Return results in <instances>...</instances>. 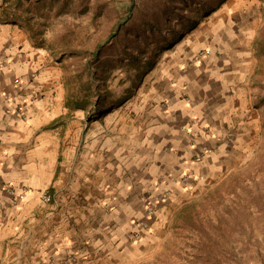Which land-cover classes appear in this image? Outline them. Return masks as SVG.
<instances>
[{
	"label": "crops",
	"instance_id": "obj_1",
	"mask_svg": "<svg viewBox=\"0 0 264 264\" xmlns=\"http://www.w3.org/2000/svg\"><path fill=\"white\" fill-rule=\"evenodd\" d=\"M187 42L86 118L53 54L0 21V264H116L235 168L256 129L250 39Z\"/></svg>",
	"mask_w": 264,
	"mask_h": 264
},
{
	"label": "rangeland",
	"instance_id": "obj_2",
	"mask_svg": "<svg viewBox=\"0 0 264 264\" xmlns=\"http://www.w3.org/2000/svg\"><path fill=\"white\" fill-rule=\"evenodd\" d=\"M0 21L53 54L69 102L86 105V118L123 104L188 39H250L256 129L237 165L182 200L155 239L116 264H264V0H0Z\"/></svg>",
	"mask_w": 264,
	"mask_h": 264
},
{
	"label": "built area",
	"instance_id": "obj_3",
	"mask_svg": "<svg viewBox=\"0 0 264 264\" xmlns=\"http://www.w3.org/2000/svg\"><path fill=\"white\" fill-rule=\"evenodd\" d=\"M12 111H13V109L12 108L11 109L9 108V112H12ZM6 189L11 194H15V195H18V196L24 195V193H17L16 194V192L12 188L7 187ZM42 196H43V198H44L45 201H50L51 200V195L49 193L43 192L42 193ZM163 196L166 197L167 195L164 194ZM149 212L151 213L152 211L149 209ZM142 226H143V224H142ZM56 264H77V259H76V257H75L74 254H72L71 252H69L67 254V258L65 259V261H63L62 263H56Z\"/></svg>",
	"mask_w": 264,
	"mask_h": 264
},
{
	"label": "trees",
	"instance_id": "obj_4",
	"mask_svg": "<svg viewBox=\"0 0 264 264\" xmlns=\"http://www.w3.org/2000/svg\"><path fill=\"white\" fill-rule=\"evenodd\" d=\"M16 1L19 2L20 0H15V2H16ZM11 3H12V2H11ZM4 9H5V7H4ZM112 35H113V34H110V36H112Z\"/></svg>",
	"mask_w": 264,
	"mask_h": 264
}]
</instances>
